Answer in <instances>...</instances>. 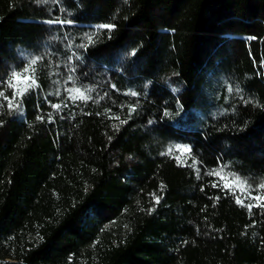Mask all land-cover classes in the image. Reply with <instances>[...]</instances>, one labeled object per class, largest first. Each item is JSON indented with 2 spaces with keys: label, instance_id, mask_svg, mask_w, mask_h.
Listing matches in <instances>:
<instances>
[{
  "label": "trees",
  "instance_id": "1",
  "mask_svg": "<svg viewBox=\"0 0 264 264\" xmlns=\"http://www.w3.org/2000/svg\"><path fill=\"white\" fill-rule=\"evenodd\" d=\"M0 92V264H264V0H0Z\"/></svg>",
  "mask_w": 264,
  "mask_h": 264
},
{
  "label": "snow or ice",
  "instance_id": "2",
  "mask_svg": "<svg viewBox=\"0 0 264 264\" xmlns=\"http://www.w3.org/2000/svg\"><path fill=\"white\" fill-rule=\"evenodd\" d=\"M48 23H60V24H63V23H68V24H71L73 23V21L71 20H68V21H63V20H57V21H48ZM115 27V25H112V24H102L99 26L100 29H113ZM254 39V37H253ZM88 40H89V43L92 42V38L91 36L88 37ZM82 47L84 48H87L88 45L85 44V45H82ZM134 54V53H133ZM40 57H37L35 59H32L30 61V64L28 66H26L24 69H23V74L24 75V79L27 81L25 87L21 90V89H17L16 85L13 83L14 80H18L21 78L22 76V72L20 71H13L11 73V76L10 78L6 81L7 85L9 87H11L13 89V96H12V100H16L17 97H23L24 93L27 92L29 89H36L38 87L36 81L34 79H31L30 77H28L26 74L28 73L29 71V67H31L32 65H35L37 63V60H39ZM73 79V77L70 75L68 77V80L71 81ZM112 87H115V85H113ZM69 92V94H71V92L73 91V89H68L67 90ZM75 91L79 92L81 91L79 88H76ZM87 91H91V89H88ZM229 91H231V89H229ZM130 95L132 96H136L138 95L136 92H130L129 93ZM57 95H59V93H57ZM0 97H3V99L5 101H9V97L5 96L3 92H0ZM73 100H75L76 98L75 97H71ZM80 99H83V100H89L91 99V96H85L83 93H81V96H80ZM7 107L9 109V111L11 112L12 110L16 109V110H19L22 112V109L20 108V104L19 102H17L15 105L9 101L8 104H7ZM51 108L54 109V110H60L61 109V104L60 103H56V104H51ZM181 110H182V106H180ZM135 111V108L134 107H130L129 108V115H131V113ZM166 116L169 115V113L167 112V110H165V113H164ZM37 119L38 120H43V117L42 116H37ZM49 119L51 120L52 117L49 116ZM118 119V117H117ZM121 123H126L127 121H120ZM149 123H152L151 121H149ZM184 151H190V149H184ZM199 175V173H197ZM210 175H216L217 177H219V173H209ZM213 187H220L221 190L225 191L226 193L231 191L229 189V187L225 184H223L221 181H217V182H214L212 184ZM264 189V183H260L259 186H258V189ZM247 199H249L250 201L251 200H255V201H262L264 200V196H261V195H256V196H247L246 197ZM217 199H219L217 197ZM159 200H160V197H156L155 198V203L158 204L159 203ZM236 203L237 204H240L241 206L243 207H247L249 210H251L253 207H254V204L249 202L247 204L244 203L243 200H241L239 197L236 198ZM258 207H260L261 209H264V203H259L258 205H256ZM149 211H154V209H150Z\"/></svg>",
  "mask_w": 264,
  "mask_h": 264
},
{
  "label": "rangeland",
  "instance_id": "3",
  "mask_svg": "<svg viewBox=\"0 0 264 264\" xmlns=\"http://www.w3.org/2000/svg\"><path fill=\"white\" fill-rule=\"evenodd\" d=\"M27 76L29 77V75H27ZM184 149H188V148H186V147H181L179 151H180L182 157H183V158H186V154H187V152H189V151H184Z\"/></svg>",
  "mask_w": 264,
  "mask_h": 264
}]
</instances>
